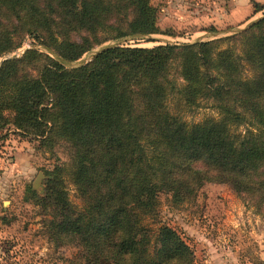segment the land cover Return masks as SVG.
Listing matches in <instances>:
<instances>
[{"label":"trees","instance_id":"1","mask_svg":"<svg viewBox=\"0 0 264 264\" xmlns=\"http://www.w3.org/2000/svg\"><path fill=\"white\" fill-rule=\"evenodd\" d=\"M160 32L152 0H0V58L26 36L58 56L28 49L0 64V126L69 145L45 196L30 192L51 210L52 238L80 247L86 264H193L161 219L164 194L179 205L216 182L264 204V16L234 36L115 45L65 64L106 41ZM201 108L217 117L184 119Z\"/></svg>","mask_w":264,"mask_h":264},{"label":"rangeland","instance_id":"2","mask_svg":"<svg viewBox=\"0 0 264 264\" xmlns=\"http://www.w3.org/2000/svg\"><path fill=\"white\" fill-rule=\"evenodd\" d=\"M152 4L158 10L160 33L106 41L65 64L76 67L101 48L115 45L152 48L234 36L264 16V0H152ZM256 7L262 9L256 12ZM28 49L58 58L52 49L26 36L21 47L0 58V64ZM209 117H217L209 108L184 115L189 123ZM70 155L62 140L45 143L10 125L0 126V264H86L80 247L52 238L51 210L37 204L30 192L45 196L48 172L67 163ZM66 187L75 209H82L84 201L69 177ZM160 215L193 249V264H264V204L228 184L206 182L196 197L179 205L164 194Z\"/></svg>","mask_w":264,"mask_h":264},{"label":"water","instance_id":"3","mask_svg":"<svg viewBox=\"0 0 264 264\" xmlns=\"http://www.w3.org/2000/svg\"><path fill=\"white\" fill-rule=\"evenodd\" d=\"M103 49H105V48H101L100 50H98V51L94 54V56H95L97 53H99L100 51H102ZM81 64H82V63H79L78 65H81ZM78 65H77V66H78ZM41 175H42V174L40 173L39 176H41Z\"/></svg>","mask_w":264,"mask_h":264}]
</instances>
